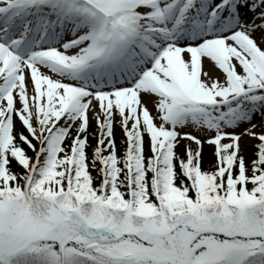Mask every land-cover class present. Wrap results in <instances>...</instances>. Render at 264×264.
Returning a JSON list of instances; mask_svg holds the SVG:
<instances>
[{"label":"snow or ice","instance_id":"1","mask_svg":"<svg viewBox=\"0 0 264 264\" xmlns=\"http://www.w3.org/2000/svg\"><path fill=\"white\" fill-rule=\"evenodd\" d=\"M0 264H264V0H0Z\"/></svg>","mask_w":264,"mask_h":264},{"label":"rangeland","instance_id":"2","mask_svg":"<svg viewBox=\"0 0 264 264\" xmlns=\"http://www.w3.org/2000/svg\"><path fill=\"white\" fill-rule=\"evenodd\" d=\"M210 67L211 66L206 62V64H205L206 70H208ZM217 75H219L218 72H217ZM148 106L150 107V109H152L151 104H149ZM152 111H153V115H155L156 114L155 109H152ZM90 131H91V133H95L98 131L96 128L95 120H92V127H91ZM183 131H192L194 134L200 135L201 138H203V133H197L194 128L184 129ZM114 133H115V135L119 134L121 136V140H122V153L121 154H123L124 148L126 147V145L123 143V141L125 139V134H124V131L119 124V118H117V123H116L115 129H114ZM89 140H90V144L94 145L96 143V137L92 136L91 134H90ZM189 143H190V141H188L186 139L181 140L180 145H179V151L181 152L182 148L185 149V146H187ZM257 143L258 142L254 139H251L249 137H242L241 144L243 147L244 154L248 156L253 151V148H255L254 146ZM193 147H195V145H193ZM89 149H91V148H89ZM208 151L213 153V159H212V163H210L208 167L206 165V167L204 168L205 170H209V169L213 168L215 166V163H216L215 147L211 146L207 142H205L203 145V152H208ZM202 155H203V153H202ZM89 156L91 157V152L89 153ZM92 174L94 176L96 175V173H92Z\"/></svg>","mask_w":264,"mask_h":264},{"label":"trees","instance_id":"3","mask_svg":"<svg viewBox=\"0 0 264 264\" xmlns=\"http://www.w3.org/2000/svg\"><path fill=\"white\" fill-rule=\"evenodd\" d=\"M116 136V143L118 148L120 149V152L122 153V140H121V136L119 134L115 135ZM184 148L181 149V153H183ZM255 152V148H253V151L248 155L249 158L252 157L253 153ZM29 155H32L31 152H29ZM212 159H213V153L208 151V152H203L202 155V166L203 168L209 166L210 163H212ZM93 173H95V171H93Z\"/></svg>","mask_w":264,"mask_h":264}]
</instances>
